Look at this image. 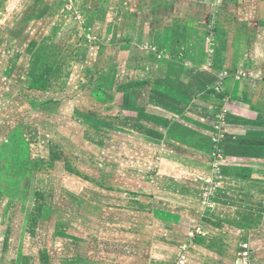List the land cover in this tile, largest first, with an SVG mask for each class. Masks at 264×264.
Listing matches in <instances>:
<instances>
[{
  "label": "rangeland",
  "instance_id": "rangeland-1",
  "mask_svg": "<svg viewBox=\"0 0 264 264\" xmlns=\"http://www.w3.org/2000/svg\"><path fill=\"white\" fill-rule=\"evenodd\" d=\"M6 2L2 12L10 14L0 17V264L146 262L157 198L149 185L151 158L157 163L164 145L150 139L163 132L146 126L145 107L166 104L159 95L147 101L150 94L122 80L128 73L89 42L94 16L86 7L102 8L103 0H79L78 13L71 0ZM45 67L51 70L44 89H30L31 75ZM197 200L202 207V193ZM191 229L197 233V226ZM134 234L142 235L137 255ZM240 246L247 249L243 263H250L252 250Z\"/></svg>",
  "mask_w": 264,
  "mask_h": 264
},
{
  "label": "crops",
  "instance_id": "crops-1",
  "mask_svg": "<svg viewBox=\"0 0 264 264\" xmlns=\"http://www.w3.org/2000/svg\"><path fill=\"white\" fill-rule=\"evenodd\" d=\"M8 1L0 0L1 18ZM78 4L71 0L77 13ZM86 8L94 16L89 42L147 101L159 95L166 104L145 107L146 126L163 132L150 139L164 146L157 163L151 158V258L133 264H245L241 243L252 250L247 264H264V0H103ZM141 239L134 236V255Z\"/></svg>",
  "mask_w": 264,
  "mask_h": 264
},
{
  "label": "trees",
  "instance_id": "trees-1",
  "mask_svg": "<svg viewBox=\"0 0 264 264\" xmlns=\"http://www.w3.org/2000/svg\"><path fill=\"white\" fill-rule=\"evenodd\" d=\"M50 70H51V67H45L43 71L34 74L33 77L31 78L29 88L38 89V90L44 89L47 83L48 77H49Z\"/></svg>",
  "mask_w": 264,
  "mask_h": 264
},
{
  "label": "built area",
  "instance_id": "built-area-1",
  "mask_svg": "<svg viewBox=\"0 0 264 264\" xmlns=\"http://www.w3.org/2000/svg\"><path fill=\"white\" fill-rule=\"evenodd\" d=\"M216 153H214V155H215ZM213 167H214V171H216L217 170V163L216 164H214L213 165ZM211 182H213V180H210ZM213 186V185H212ZM211 189H213V188H211ZM209 195H210V192H206L205 193V199L206 200H204V201H207V200H209L208 198H209ZM245 247H247V246H245Z\"/></svg>",
  "mask_w": 264,
  "mask_h": 264
}]
</instances>
